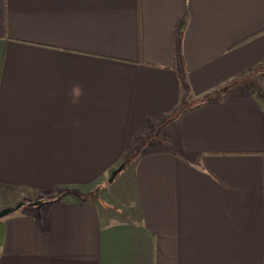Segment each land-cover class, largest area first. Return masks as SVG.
Returning <instances> with one entry per match:
<instances>
[{"label":"crops","instance_id":"crops-1","mask_svg":"<svg viewBox=\"0 0 264 264\" xmlns=\"http://www.w3.org/2000/svg\"><path fill=\"white\" fill-rule=\"evenodd\" d=\"M262 76L264 0H0V264H264ZM164 122L129 212L26 206Z\"/></svg>","mask_w":264,"mask_h":264},{"label":"rangeland","instance_id":"rangeland-1","mask_svg":"<svg viewBox=\"0 0 264 264\" xmlns=\"http://www.w3.org/2000/svg\"><path fill=\"white\" fill-rule=\"evenodd\" d=\"M264 81V76L261 77ZM261 84V83H260ZM264 87V83H263ZM263 92L264 89L259 87ZM176 130L173 125H166V122H164L160 128H153L150 130L148 136L143 137L144 145H150L144 147L147 150L150 151H138V155L146 154L148 152H156V151H162L164 150H172L174 137ZM150 139L147 143V140ZM151 139H161V140H169L168 146L164 147L166 145L164 144H155V146L152 144L153 141ZM175 146V145H174ZM126 158V157H125ZM124 164V163H123ZM125 166V164H124ZM132 163L129 161L126 164V168L123 169V171L117 175L115 180L109 184L108 180L111 176V173L115 171L113 170L110 174H108L107 177H105L103 180H99L98 182H95L89 186L78 188V189H69L65 191L59 192L58 190H53L51 194V200H43V202L38 201L41 203H56V204H63V205H75V204H81L83 202H90L94 203L99 209L101 210H118V211H124L129 212L130 211V203L131 199H129V193L131 192V169H132ZM101 181V182H100ZM129 199V200H128ZM36 203V202H35ZM0 210H3V207L0 206ZM125 213V214H126ZM125 214H121L119 218L124 217ZM126 216V215H125ZM123 219V218H121ZM124 220V219H123Z\"/></svg>","mask_w":264,"mask_h":264},{"label":"trees","instance_id":"trees-1","mask_svg":"<svg viewBox=\"0 0 264 264\" xmlns=\"http://www.w3.org/2000/svg\"><path fill=\"white\" fill-rule=\"evenodd\" d=\"M186 18L187 17H184L183 22H182V24H181V26L179 28L178 39H177V42H176V45H175V51H174L175 61L178 59V57L181 58V55H180V52H179V47H180V42L182 40L184 31H185V28H186V24H187V19ZM137 143H138V139L136 138L135 139V143L132 146L133 150H131V152H128L126 158L123 160L124 164L128 163L129 161H131L132 159L137 157V155H138V152H137V149H136ZM0 236H1V231H0Z\"/></svg>","mask_w":264,"mask_h":264},{"label":"water","instance_id":"water-1","mask_svg":"<svg viewBox=\"0 0 264 264\" xmlns=\"http://www.w3.org/2000/svg\"><path fill=\"white\" fill-rule=\"evenodd\" d=\"M123 169H124V164H121L115 171H113L111 173V176H110V178L108 180V183L111 184L115 180L117 175L120 174L123 171ZM39 205H40V202H36V203L28 204L26 206H28V207H37ZM24 206L25 205L23 203H19L14 208L0 210V220L5 218V217H7V216L15 214L16 212H18Z\"/></svg>","mask_w":264,"mask_h":264}]
</instances>
